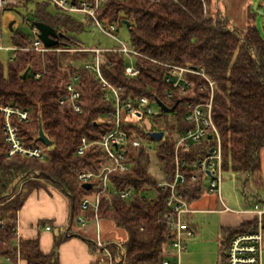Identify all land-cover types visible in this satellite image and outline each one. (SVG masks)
I'll return each instance as SVG.
<instances>
[{
	"label": "trees",
	"instance_id": "trees-1",
	"mask_svg": "<svg viewBox=\"0 0 264 264\" xmlns=\"http://www.w3.org/2000/svg\"><path fill=\"white\" fill-rule=\"evenodd\" d=\"M204 2L208 8L212 0ZM204 2L124 0L104 5L99 15L101 20L106 24L115 23L119 29L127 27L126 20L129 23L128 44L142 56L133 58L139 69L135 78L124 74L127 58L121 53H105L102 71L110 83L122 88L123 95L147 96L151 102L159 100L169 107L178 103L174 113L157 115L164 119L175 116L176 128L165 120L163 128L155 126L147 132V117H129L125 124L142 139L156 144V155L166 176L164 179H167L173 169L174 136L186 127L182 120L186 105L208 101L210 91L201 77L187 75L189 86L183 85L175 90L174 97L167 98L166 69L156 62L203 68L215 82L213 116L223 140L224 168H230L237 175L243 195L249 196L253 207L264 202L260 159L264 147V36L254 23L244 29L232 28L219 12L208 13L207 10L204 14ZM39 13L32 22L39 18L62 35L55 48L88 46L62 31L69 23L80 30L82 25L66 16L45 19ZM248 15L249 19L255 17L250 10ZM29 40L19 32L13 37L16 47L28 46ZM80 57L76 53L59 56L18 51L7 68L0 63V104H13L29 111L28 123H18L23 141L28 146L45 147L38 141L40 124L52 140L41 161L20 157L8 159L1 131L4 117L0 114V221L5 222V228H0V258L7 257L15 262L17 214L34 191L52 186L70 199L73 219L81 214L93 218L91 212L81 209V201L98 190L101 182L95 180L92 189H84L79 175L88 171L98 173L106 158L98 146H92L83 156H78L76 151L83 136L98 141L111 131L112 121L103 118L111 105L103 100L96 76L87 71L82 73L80 83L83 113L76 114L68 102L60 105L68 77L63 66L69 59ZM28 68L30 72L22 78ZM36 73H40L38 79L34 78ZM154 131L164 132V137L154 140L150 137ZM134 153V170L125 174L113 173L110 177L112 185L132 188L137 194L153 188L154 198L142 201L137 195L135 200L125 202L112 195L101 200L99 218L125 233V238L116 243L122 249L121 254L115 243L109 242L115 256L114 264H162L169 249V231L163 219L167 193L156 188L157 182L148 173L150 152L138 147ZM200 187L199 181H189L184 187L187 199L194 198ZM255 231L256 220L223 230L219 264H226L225 250L230 240L238 234ZM63 239L55 238L49 254L41 251L38 239L20 240L19 257L27 264H59L55 256Z\"/></svg>",
	"mask_w": 264,
	"mask_h": 264
},
{
	"label": "built area",
	"instance_id": "built-area-1",
	"mask_svg": "<svg viewBox=\"0 0 264 264\" xmlns=\"http://www.w3.org/2000/svg\"><path fill=\"white\" fill-rule=\"evenodd\" d=\"M18 1L20 0H0V9L7 8L12 2L17 3ZM47 1L62 12L83 13L93 28L98 29L105 36L119 44L112 47L79 46L76 48H47L38 38L37 28L33 26V37L30 38L29 45L11 48L14 51L11 59L14 58L18 51H32L41 55L47 53H56L59 56L63 53H76L80 55L79 59H69L63 66V71L67 73L68 77L65 94L59 99L60 105L63 106L68 102L76 114L83 113V107L80 105V83L84 71L92 72L96 76L103 92V100L111 105V108L103 117L112 121L111 131L103 134L102 138L98 141H90L87 137L83 136L76 151L78 156H83L89 148L98 146L106 158V162L98 173L88 171L79 175V181L82 184L91 183L93 187V182L98 180L101 182V185L98 190L81 201V209L84 212H91L93 218L88 219L85 215H80L75 218V221L80 225H86L91 222L98 226L100 223V203L104 198L109 199L113 195L125 202H130L135 200L138 195L142 201L152 200L146 197L145 192L147 190H143L137 194L132 188L114 187L110 177L113 173L125 174L134 170L136 164L135 148L142 147L147 152L152 150V147L147 144L146 140L142 139L129 127H126V119L129 117L142 118L155 116L158 113L154 110L155 105L158 106L160 112L161 110L156 101L154 103L151 102L147 96L135 97L132 94L123 95L121 93L122 88L114 86L103 75L102 62L105 53H121L125 57H129L130 65L125 67L124 74L130 78H135L139 75V69L136 67L133 58L142 55L135 51L126 41L119 38L120 29L117 24H106L99 17L104 5L111 1L122 2L124 0ZM202 1L204 2V0ZM203 10L204 14H207L208 9L205 2ZM156 63L166 69L164 82L169 86L166 89L167 98L171 99L174 97L175 90L183 87V85L189 86L190 83L186 79L187 75L201 77L206 82L210 91L208 101L187 103L186 110L182 115V120L186 127L177 132L178 135L173 144L172 175L170 178H165L163 181L157 183L156 187L167 193L163 219L169 231V249L162 264H180V257L186 251L187 241L195 236L194 231L186 226V216L192 211L189 208V200L186 197L184 187L189 181H199L202 187L204 180L208 179L207 191L217 194L222 200L221 187L224 174L223 140L213 116L215 82L205 70L203 68L182 67L163 62ZM39 77L40 73L34 74V78L38 79ZM0 114L4 117L1 131L3 142L6 145L7 158L20 157L22 159L43 160L50 146H45L44 144L45 147L41 145L28 146L20 134L18 123H28L29 111L20 109L13 104H0ZM244 196L250 202L249 196ZM250 212L256 216V231L238 234L230 240L225 250L226 264H263L264 210L258 204H255ZM0 228H5L3 220L0 221ZM46 229L49 230L50 227L47 226ZM14 234L17 240L16 253L19 257L20 240L17 238V227L14 230ZM94 245L99 250L100 256L108 264H114L115 256L109 247V243L102 240L98 235L94 240ZM115 246L121 254V247L118 244H115ZM5 260L8 263L11 262L10 258L6 257Z\"/></svg>",
	"mask_w": 264,
	"mask_h": 264
},
{
	"label": "crops",
	"instance_id": "crops-1",
	"mask_svg": "<svg viewBox=\"0 0 264 264\" xmlns=\"http://www.w3.org/2000/svg\"><path fill=\"white\" fill-rule=\"evenodd\" d=\"M24 1L25 0H20L17 3L12 2L7 8L0 9V11L9 8L14 9L21 6L26 7L29 0H26V3ZM259 1L260 4L258 11L262 13L260 19L263 21V31L258 26L257 27L264 36V0ZM246 7L247 12L249 10L251 11L249 5L246 4ZM44 10L43 5H40L35 10V16L37 12L39 13L40 11L39 14L45 19L53 17ZM251 13L253 12L251 11ZM25 22L27 23L26 18ZM35 22L42 21L38 18ZM33 23L34 22H31L30 24L31 30L34 26ZM9 28L13 31V23H10ZM0 34L1 43V22ZM11 48H16V46L14 45ZM260 159L262 171L261 188L263 190L261 194L264 196V147L260 151ZM188 202L189 208L192 212L186 216V226L194 231L195 236L187 241L186 251L180 257V264H219L223 230L237 228L241 224L253 222L256 219L255 214L250 212L252 208L250 204L251 208L249 209L232 211L225 205L223 198L221 200L217 194L209 193L207 188H203V186L200 187L199 193ZM258 205L264 210V202H261ZM206 215L215 216L217 219L216 228L211 238L206 237V230L203 228L204 225H202V218ZM74 222L75 218L73 219L72 216V206L68 196L54 187L48 186L47 189L32 192L27 197L23 208L18 212L16 221L17 238L19 240L38 239L41 251L44 254H49L53 249V243L57 237V235L55 236L51 232L53 228L56 227L59 232L63 231V235L59 234L61 235L60 237L65 238L64 243L59 249V264H97L96 259L98 260L100 252L94 245V240L96 238L94 239L91 237L93 235L90 233L89 227H92V232L93 227H96L97 236H100V223L98 226L91 222L87 223V228L85 227V230L81 231L74 227ZM47 226L50 227L49 230L46 229ZM14 236L16 238L15 234ZM104 241L107 242L106 240ZM111 242L116 244L119 240L111 239ZM16 245L17 240L15 239V248H17ZM205 246H210L211 255L210 253L207 255L203 253ZM262 247V261L264 264V238L262 241ZM199 256H202V261H198ZM0 264H27V262L17 256L15 262L11 261L10 263L4 258H1Z\"/></svg>",
	"mask_w": 264,
	"mask_h": 264
},
{
	"label": "rangeland",
	"instance_id": "rangeland-1",
	"mask_svg": "<svg viewBox=\"0 0 264 264\" xmlns=\"http://www.w3.org/2000/svg\"><path fill=\"white\" fill-rule=\"evenodd\" d=\"M26 3V0L24 1ZM24 3V4H25ZM246 4L250 6L251 11L254 13L255 18L249 19L250 15L247 16V7ZM259 0H212V3L207 8L208 13H218L225 17L229 23V26L232 28L244 29L250 24H255L263 31V21L260 19L259 9ZM40 5H43L47 13L51 16H63L69 17L72 21L77 22L78 24L82 25L81 30L74 28L73 23H69L66 27L62 28V31L67 36L74 37L76 40L80 41L81 43L88 45V46H105V47H112L118 46L117 42H114L109 37L105 36L102 32L98 29H95L91 26L89 20L86 19L85 15L80 12H72V13H65L57 9L52 3L48 2L47 0H29L26 4V7L21 6L18 8H9L6 10L0 11V22L2 23V41L0 46V63L4 67H8L9 61L14 54V51L11 50V47L14 46L13 37L15 33H21L24 36L32 38V30L30 28V24L34 21L35 17V10ZM31 12V13H30ZM33 12V13H32ZM258 12V13H257ZM257 13V14H256ZM25 18L27 19V23L25 22ZM13 23V31L10 30L9 25ZM74 26V27H73ZM119 38L123 41L129 43V34L127 27H120L119 30ZM127 58V65H130V58ZM154 110L158 113L155 116L147 117L145 121V130L150 132L152 129L163 128L165 124V120L172 123V125L176 128L178 121L175 119V116H166V118H162L159 115L158 106H154ZM157 116V117H156ZM160 132V131H158ZM177 133L174 136V140L177 137ZM147 144L152 147L150 151V161L148 165V173L152 176L157 183L164 180L165 174L161 167V164L156 155V144L152 143L151 140H146ZM224 158V156H223ZM224 167V165H223ZM208 179H205L203 182V188H207ZM21 188V187H20ZM251 190V189H250ZM145 195L148 199H152L155 196V190L153 188H147ZM221 195L225 202V205L232 211L242 210V209H249L251 206L245 200V196L243 195L242 187L240 182H238L237 175L228 167L224 168L223 174V183L221 187ZM202 225L203 228L206 230V237L211 238L214 234V230L216 228L217 219L215 216H205L202 218ZM100 237L102 240H106L107 242H111V239L122 240L125 238V233L119 229H117L114 225L107 224L100 222ZM74 227L78 228L81 231L85 230L86 225H80L76 221L74 222ZM87 228V227H86ZM90 228V233L93 235L94 239L97 237V230L96 227ZM52 234L57 237L63 235V231L59 232L56 227L53 228ZM61 234V235H59ZM59 235V236H58ZM65 238L60 243L57 254L55 259L58 260L59 263V249L61 245L64 243ZM54 244V243H53ZM203 253L206 255L210 253L211 255V248L210 246H205ZM198 261H202V256H199ZM97 264H108L101 256H98V260L96 259Z\"/></svg>",
	"mask_w": 264,
	"mask_h": 264
},
{
	"label": "water",
	"instance_id": "water-1",
	"mask_svg": "<svg viewBox=\"0 0 264 264\" xmlns=\"http://www.w3.org/2000/svg\"><path fill=\"white\" fill-rule=\"evenodd\" d=\"M124 23L129 27V23L124 20ZM33 25L37 28L38 30V38L42 41L45 47L51 48L59 44V38L62 37L60 33H58L53 27L43 23V22H34ZM30 71V68H28L25 73L23 74L22 78H26ZM156 103L159 105L160 110L162 113H167V114H172L175 112L178 103H176L174 106L169 107L165 105L163 102L156 100ZM150 137L153 138L154 140H161L164 137V132H152L150 133ZM38 141H40L42 144L45 146H50L52 144V140L48 138V136L44 133V130L41 126L39 125V136H38ZM84 189H91L92 184L91 183H85L83 184Z\"/></svg>",
	"mask_w": 264,
	"mask_h": 264
}]
</instances>
